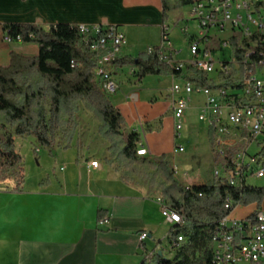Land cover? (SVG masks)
<instances>
[{
	"label": "crops",
	"instance_id": "0c3cea01",
	"mask_svg": "<svg viewBox=\"0 0 264 264\" xmlns=\"http://www.w3.org/2000/svg\"><path fill=\"white\" fill-rule=\"evenodd\" d=\"M176 5H180L178 1ZM168 22L163 20L162 0H0V66H9L12 53L32 57L40 50L37 42L5 41V24L31 23L44 29L58 23L114 24L128 42L121 59L137 56L139 48L145 49L142 46L146 45L147 52L161 44L163 26ZM170 32L171 29L169 42L178 51ZM178 52L177 59L188 56V52L185 56H181V50ZM117 67L119 89L113 95L119 91L121 94L116 97L117 104L111 102L124 117L125 132L140 133L148 154L139 157L155 159L167 155L169 160L170 154L175 156L179 139L175 136L169 96L172 74L168 75V100L162 102L157 92L141 89L148 80L157 86L161 75L138 80L134 76L136 67L131 66L126 75L121 73L126 66ZM133 81L139 85L133 86ZM168 110L171 116L165 115ZM77 134L67 148L64 142L59 145L63 160L60 172L49 173L53 163L46 167L47 176L34 181L28 180L25 172L19 191L14 190L13 180L0 183V264H143L148 251H161L158 248L167 239L172 224L161 212L157 202L160 196L156 197L146 186L122 181L116 170L94 158L90 147L78 142ZM208 136L213 146L211 134ZM235 143L239 147L244 144ZM40 151L36 149L37 153ZM249 151L256 155L261 145L253 143ZM43 157L47 156L37 158L39 166ZM94 160L99 162L98 168L91 166ZM183 179L182 185L194 184ZM257 207L264 209V201L260 206H238L231 216L245 217ZM142 234L147 235L145 240L141 239Z\"/></svg>",
	"mask_w": 264,
	"mask_h": 264
},
{
	"label": "trees",
	"instance_id": "16d2710c",
	"mask_svg": "<svg viewBox=\"0 0 264 264\" xmlns=\"http://www.w3.org/2000/svg\"><path fill=\"white\" fill-rule=\"evenodd\" d=\"M177 1L182 6L196 2ZM162 6L163 20L167 21L172 9L169 0H162ZM4 29L13 41L20 37L21 42H37L40 50L32 57L12 53L9 66H0V183L13 180L16 191L24 183L23 156L16 149L15 136L34 135L50 153L62 142L67 148L77 132L79 103L85 102L101 121L98 133L109 141L108 150L123 164H149L156 176L165 179L159 198L186 218L183 225L172 226L167 235L173 257L156 251L153 264H212L211 239L219 222L232 211L225 208L227 198L232 199L233 208L238 202L260 206L264 201V186L239 189L228 186L226 180L184 186L175 179L167 155L155 159L139 157L141 135L137 131L125 132L121 111L111 102L110 95L101 90L93 73L95 55L84 43L79 24L58 23L44 29L31 23H9ZM251 41H257V33ZM72 61L78 65L72 67ZM116 63L120 67H136L134 76L138 80L175 73L171 66L159 60L156 51L126 56ZM258 155L264 165V148ZM107 163L112 165V160ZM132 166L129 171L135 173ZM125 171L120 178L130 184L131 178Z\"/></svg>",
	"mask_w": 264,
	"mask_h": 264
},
{
	"label": "built area",
	"instance_id": "2783aa9c",
	"mask_svg": "<svg viewBox=\"0 0 264 264\" xmlns=\"http://www.w3.org/2000/svg\"><path fill=\"white\" fill-rule=\"evenodd\" d=\"M261 3L264 0L196 1L190 7L188 20H197L198 29L190 35L189 26L183 28L189 41L185 59L176 58L179 52L167 36L169 24L163 26L161 44L147 49L148 53L156 51L159 60L175 70L169 94L175 136H182L191 96L200 93L204 100L197 106L198 117L208 126L216 153L213 180H226L228 186L229 181H237L239 189L249 186L250 178H261L264 173L263 162L260 169L248 168V160L254 155L249 145L257 143L261 151L264 148V48L261 45L264 44V18L253 14ZM213 28L229 29L232 34L227 39L216 38L211 34ZM79 32L95 55L93 73L101 90L110 96L115 94L119 89L116 61L127 45L126 35L114 24H80ZM250 33H257V42H248ZM4 39L13 41L7 34ZM16 41L21 42V38ZM229 48L230 57H227ZM77 65L72 61V67ZM215 71H218L216 79L210 76ZM236 141L244 144L236 146ZM183 151L184 146L179 144L174 155ZM137 152L148 154L142 143ZM221 164H228V179H221ZM91 166L98 168L99 163L92 161ZM171 169L175 179L185 184L175 163ZM157 202L172 226L185 223L186 218L180 217L179 212L169 209L160 198ZM241 205L238 202L233 208L229 197L225 202V208L232 211L219 222L211 239L212 264H264V209L257 207L245 217H232L234 209ZM146 238V234L141 235L142 240ZM155 252L148 251L143 264H153Z\"/></svg>",
	"mask_w": 264,
	"mask_h": 264
},
{
	"label": "rangeland",
	"instance_id": "374dc122",
	"mask_svg": "<svg viewBox=\"0 0 264 264\" xmlns=\"http://www.w3.org/2000/svg\"><path fill=\"white\" fill-rule=\"evenodd\" d=\"M171 8L170 19L168 18V24H170L171 32L170 37L171 41L176 44V49L182 51L181 56H185L189 50V41L187 40V35L183 32V28L185 26H189L191 33H195L198 29V22L195 19H191L188 22L190 5H176L177 0H170ZM263 6V7H261ZM262 8V9H261ZM245 11H243L244 13ZM262 13V14H261ZM255 17L262 16L264 18V3L259 5L258 10L254 13ZM211 34L216 38H228L232 31L226 29L224 31H219L216 28L211 30ZM162 42V41H161ZM141 44H144L141 43ZM160 45V44H157ZM127 46V45H126ZM125 46V47H126ZM145 47L139 48L141 49L137 54L146 52ZM124 50V49H123ZM230 48L226 53L227 57H230ZM137 55V56H138ZM135 56V57H137ZM131 65H126L125 68L122 69L121 73L123 75L130 74ZM152 76V75H150ZM212 78H218V71H215L210 74ZM139 82L133 81V86ZM170 78L166 74H161L160 80L156 81V84H153V80H148L144 85H141V89H149V92H157V97L160 98L162 102L168 100V88L170 86ZM127 84V83H125ZM153 90V91H152ZM159 90V91H158ZM121 91H119L115 96L111 95L110 100L117 104L119 102L116 97H120ZM204 96H195L193 95V101L191 102L190 110L187 113V123L182 129L181 138L178 139V144L176 147L181 144L185 147V151L177 153L175 156L170 154L169 164L174 165V163L178 166L179 169V177L186 178L188 182H193L194 184H207L210 183L212 176V164L214 161V157L216 153L213 150V146L209 139V131L208 126L201 122L198 117L199 110L197 106L199 105V101L203 100ZM79 118H78V128H77V136L79 137L78 142L80 144H86L87 147H90V153L93 154L94 158L102 159L106 164H108V160H112V165H110L114 170L117 171L118 174H124L127 170L131 181L136 184L146 186L153 194L157 197L158 195L162 197V188L165 185V179L161 176H156L154 170L150 167L149 164H134L129 165L127 163H122L116 155L111 153L109 148V141L103 138L99 133L98 129L101 125V121L95 116V114L87 107L85 102L79 103L78 110ZM166 116H171V112L168 110L165 114ZM5 130H3L4 132ZM9 132H13L12 128L8 129ZM126 131V130H125ZM128 132V131H127ZM2 131L0 130V135ZM76 136V135H75ZM75 138V137H74ZM76 144V143H75ZM15 145L17 151L23 156V164H24V174L27 173L28 180H36L40 178L42 175L47 176L46 167L50 166L53 163V167L50 174L53 171H59V166L62 161V151H59V145L57 144L53 148L52 151L41 145L34 135H25V136H15ZM39 148L40 153L36 152V149ZM83 153V152H82ZM41 156L43 157V161L39 166L37 163V158ZM50 156V157H48ZM129 166H132L136 171H129ZM43 177V176H42ZM10 180H6L4 182H8ZM178 181V180H177ZM180 185L182 183L178 181ZM188 183V184H189ZM248 184L252 186L262 187L264 186V177L257 178L253 177L248 180ZM164 199V198H163ZM165 218V217H164ZM166 220V218H165ZM161 249L165 253V255L169 258H172L174 253L171 251L170 243L168 239L164 240L161 243V246L158 248Z\"/></svg>",
	"mask_w": 264,
	"mask_h": 264
},
{
	"label": "bare ground",
	"instance_id": "6f19581e",
	"mask_svg": "<svg viewBox=\"0 0 264 264\" xmlns=\"http://www.w3.org/2000/svg\"><path fill=\"white\" fill-rule=\"evenodd\" d=\"M263 4V3H261ZM263 7V6H261ZM262 9V8H261ZM262 14V13H261ZM254 35V33H250L248 34V42H257V41H251V37ZM128 43V42H127ZM137 154L139 156H146V155H140L139 152H137ZM97 161V160H94ZM92 162V161H91ZM90 162V164H91ZM98 162V161H97ZM99 163V162H98ZM261 159L259 158V155H252L251 156V160H248V168H252V169H260L261 168ZM99 167V166H98ZM264 176V173L261 175V177ZM221 178L224 179H228V164H221ZM229 184L237 187V181H229ZM162 201V198H160ZM165 201V200H164ZM166 206V205H165ZM172 207L170 206L169 209H171ZM178 212V211H177ZM180 217H184L179 213Z\"/></svg>",
	"mask_w": 264,
	"mask_h": 264
},
{
	"label": "snow or ice",
	"instance_id": "6c2138e0",
	"mask_svg": "<svg viewBox=\"0 0 264 264\" xmlns=\"http://www.w3.org/2000/svg\"><path fill=\"white\" fill-rule=\"evenodd\" d=\"M2 223H3L2 217H0V226H2Z\"/></svg>",
	"mask_w": 264,
	"mask_h": 264
},
{
	"label": "water",
	"instance_id": "95a60500",
	"mask_svg": "<svg viewBox=\"0 0 264 264\" xmlns=\"http://www.w3.org/2000/svg\"><path fill=\"white\" fill-rule=\"evenodd\" d=\"M161 253V251H159Z\"/></svg>",
	"mask_w": 264,
	"mask_h": 264
}]
</instances>
